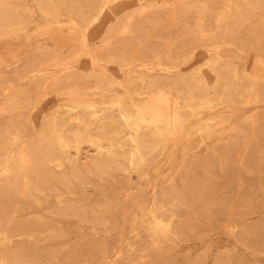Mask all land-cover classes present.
<instances>
[{
    "label": "rangeland",
    "instance_id": "obj_1",
    "mask_svg": "<svg viewBox=\"0 0 264 264\" xmlns=\"http://www.w3.org/2000/svg\"><path fill=\"white\" fill-rule=\"evenodd\" d=\"M0 170V264H264V0H0Z\"/></svg>",
    "mask_w": 264,
    "mask_h": 264
},
{
    "label": "bare ground",
    "instance_id": "obj_2",
    "mask_svg": "<svg viewBox=\"0 0 264 264\" xmlns=\"http://www.w3.org/2000/svg\"><path fill=\"white\" fill-rule=\"evenodd\" d=\"M6 10V9H5ZM245 12V11H244ZM234 14V13H233ZM232 15V14H231ZM61 16V15H60ZM240 17V16H239ZM88 19V18H87ZM231 19V18H230ZM87 23V22H86ZM214 79V78H213ZM85 108V107H84ZM108 113H109V111H107ZM88 113V112H87ZM140 121V117H136V120H135V123L137 122H139ZM129 124V123H128ZM135 129H138V125L137 126H135ZM17 132V131H16ZM6 134V133H5ZM15 135V134H14ZM13 138V137H12ZM137 136H134L133 138H132V141H136L137 140ZM126 139V138H125ZM129 140V139H128ZM11 142H13V141H11ZM60 143L61 144H64V142L63 141H60ZM129 144H130V142H128ZM120 144V143H119ZM11 146H12V144H11ZM97 146V145H96ZM115 146V145H114ZM9 147V146H8ZM132 147V146H131ZM12 148V147H11ZM133 149V148H132ZM100 152V151H99ZM8 153V152H7ZM6 153V154H7ZM6 156V155H5ZM93 161H94V159H93ZM0 171H2V170H0ZM109 185V184H108ZM110 186V185H109Z\"/></svg>",
    "mask_w": 264,
    "mask_h": 264
}]
</instances>
